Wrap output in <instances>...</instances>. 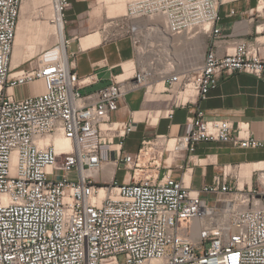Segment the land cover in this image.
<instances>
[{"label":"built area","instance_id":"obj_1","mask_svg":"<svg viewBox=\"0 0 264 264\" xmlns=\"http://www.w3.org/2000/svg\"><path fill=\"white\" fill-rule=\"evenodd\" d=\"M51 1L61 14L70 6ZM237 1L129 0L109 22L116 37L137 48L149 28L140 20L161 15L167 33L209 32L211 46L183 71L170 56L144 61L136 49L130 73L83 94L92 74L74 71L66 35L41 49L29 69L11 67L22 0H0V264H264V190L233 188L236 175L225 166L199 189L184 177L201 143L264 149L247 121L207 118L197 107L183 133L145 137L130 152L125 143L136 120L113 118L127 94L145 96L158 82V94L170 96L163 100L171 118L189 98L206 99L222 74L264 79V57L251 42L214 49L220 7ZM55 136L69 148H57ZM263 174L256 170L264 186Z\"/></svg>","mask_w":264,"mask_h":264},{"label":"crops","instance_id":"obj_2","mask_svg":"<svg viewBox=\"0 0 264 264\" xmlns=\"http://www.w3.org/2000/svg\"><path fill=\"white\" fill-rule=\"evenodd\" d=\"M231 9L234 13H230ZM220 15L221 20L218 25L221 38L214 43L217 54L231 49L237 42L247 41L257 46L259 54L264 57V3L256 0H239L222 5ZM160 21L157 19L153 28L149 24V27L151 26L149 33L156 27H161ZM95 32L71 38L74 42L72 47L74 71L80 78L92 74L90 83L80 85L83 94L104 88L112 80L125 77L131 71L122 72L124 64L130 65L137 55L136 46L128 37L111 39L101 37L100 41L83 46L82 40ZM175 35H172L171 45L169 41L170 49L167 54H171L170 57L176 64V71L197 67L202 62L206 49L211 46L212 35L209 32H183ZM149 47L144 45L140 48L142 50L138 51L140 58L147 61L152 59V50L150 51ZM162 54L157 59H162L164 53ZM139 91L127 94L119 109L113 113V118L116 120H124L130 116L136 120V130L129 135L128 140L126 139L127 151L137 150L139 144L136 146L137 143L129 141L133 134H136L139 140L145 138L147 134L145 129L148 127L152 129L153 135L183 133L185 125L193 118L197 107L204 111L207 118L227 119L233 123L247 121L252 135L260 139L264 138V79L256 78L251 74L243 72L222 74L218 86L210 91L206 99L189 98L188 104H180L174 108L171 118L164 115L171 102L159 98L152 102L145 100L143 90ZM194 156L198 159L192 167L190 184L193 187L209 183L215 174L221 172V164H244L246 171L255 163H264V151L260 149H243L216 142L199 144L192 159ZM262 168L264 169V166ZM181 173V170L173 169L175 177L179 178ZM246 181L250 182V178Z\"/></svg>","mask_w":264,"mask_h":264},{"label":"rangeland","instance_id":"obj_3","mask_svg":"<svg viewBox=\"0 0 264 264\" xmlns=\"http://www.w3.org/2000/svg\"><path fill=\"white\" fill-rule=\"evenodd\" d=\"M128 1L129 0H126L123 9L119 10V9H115L113 6L108 7V5H112V4H108L109 2L107 3L106 0H69L70 6L62 12L63 13L61 14L62 20L60 19L63 24L64 35H66L67 38L71 39L72 37L77 38L78 36H82L91 32H95V31L101 32L104 30L103 32H101L102 38L105 39L115 38L116 36L114 34L113 29L109 27V22L113 18L120 17L125 13ZM51 4H52L51 0H22L19 17H18V24H17L18 27L15 33V36H17L16 38L17 40L14 38L13 48H12V56H11L12 67H14L13 64L16 62L17 64L19 63L21 64L23 62L21 67L23 69H29L34 65L35 57L37 53H39L42 48L48 47L50 46V44H53L55 42L56 38L58 37V34L55 33L54 25H56V23L55 21H53V18L51 17V13H52ZM109 8H111L110 11ZM108 12L109 13L111 12L110 13L111 15ZM156 20L157 19L154 16L146 17V18H142L140 20V23L146 25L149 24L153 25ZM148 33L149 30H147L144 40L139 45H137L136 49L139 51L141 47H143L144 45H148L150 46L149 47L150 51L152 50V57L154 55L157 56L156 53L158 52L157 58H160L159 55L160 54L163 55L162 48L164 46V43L160 41H152ZM147 34L149 37L147 36ZM171 42H172V35H170V45ZM73 45L74 42L71 40L70 51H73L72 49ZM157 45L160 46L157 47ZM146 50H147V46H146ZM14 58L15 59L17 58L18 61L15 62ZM133 92H140V91L136 90ZM156 98L170 99V96L164 94L163 95L157 94ZM145 130L147 132L146 137L154 136L152 134V129H150V127H148ZM129 138L130 136L127 138V140ZM131 138L132 139H130L129 142H133L135 144L137 143L136 146H138L140 140L137 137V135L133 134ZM260 151H264V149H260ZM197 159L198 158L194 156L189 164V167L186 171V173L189 172V174H187L189 178L186 177V173L184 176L186 182H188L192 178L193 163L195 162L197 163ZM224 166L226 171H228L230 174L236 175V177L230 178L233 188L237 187L238 189H241L243 187L246 189L248 186L247 184L251 183L253 188H257L258 190H264V186L259 184L256 180V170H259L260 168L258 167L254 168L252 166L249 169L250 171L249 170L245 171L244 164L227 163V164H221V171L224 169ZM124 172L125 170L123 169H120L118 171L117 179L119 181L123 176ZM249 178H250V182H247L246 180ZM240 182H242V186H240ZM190 187L191 189L200 188L193 186Z\"/></svg>","mask_w":264,"mask_h":264},{"label":"bare ground","instance_id":"obj_4","mask_svg":"<svg viewBox=\"0 0 264 264\" xmlns=\"http://www.w3.org/2000/svg\"><path fill=\"white\" fill-rule=\"evenodd\" d=\"M125 1L126 0H106V2L108 3V4H112V5H108V7L110 6H113L115 9H123V7H124V3H125ZM50 2V1H49ZM48 8H49V6H48ZM51 8H52V13H51V17L53 18V21H55V23H56V25H54L55 26V33H57L58 34V37L59 38H63L64 37V31H63V24H62V17H61V13L58 11V9L57 8H53V6H52V4H51ZM110 9L111 8H109V11H110ZM118 12H120V11H118ZM118 12H116V13H118ZM109 13V12H108ZM111 13V12H110ZM109 13V14H110ZM115 14V13H114ZM113 14V15H114ZM120 14V13H119ZM111 15V14H110ZM154 17H156L157 19H159V20H161V22H160V25H161V27H156L155 28V30L154 31H152L151 33H148L149 34V36L152 38V41H160V42H163L164 43V46H163V48H162V52L164 53V57H165V55L169 52V41H170V35L171 34H169V33H167L165 30H164V28H163V24H164V17L163 16H161V15H157V16H154ZM61 19V20H60ZM52 20V19H51ZM152 25V24H151ZM154 25V24H153ZM153 25H152V28H153ZM18 27V26H17ZM151 27V26H150ZM148 28V30L150 31V29L151 28ZM148 34H147V36H148ZM148 36V37H149ZM101 33L100 32H95V33H93V34H91V35H89V36H87L86 38H84L83 40H82V45L83 46H87V45H90V44H93V43H96V42H98V41H100L101 40ZM17 38V36H15V39ZM17 40V39H16ZM140 51H142V50H140ZM158 51V50H157ZM157 54V53H156ZM156 56V55H155ZM158 56V55H157ZM156 56V57H157ZM167 56H171V54L169 55V54H167ZM163 57V58H164ZM139 58H140V54H139ZM162 58V59H163ZM15 59V58H14ZM140 59H142V60H144V61H147V59H144V58H140ZM15 62L16 61H18L17 60V58L14 60ZM16 64H17V62L16 63H14L13 65H14V67L16 66ZM12 67V66H11ZM130 67H131V64L130 65H128L127 63L126 64H124V70H125V72H128V70L130 69ZM160 84V85H159ZM159 85V88H157V86ZM162 88V84L160 83V82H158L157 84H156V86H152L151 88H150V90L146 93V96H145V100H148V101H151L152 102V100H155L156 99V96H157V94H158V91L160 90ZM193 92V90H192V87H191V85H189L188 87H187V89L185 90V97H186V95H190L191 93ZM181 98V97H180ZM158 115V114H157ZM53 142H54V144H55V146L57 147V148H59V149H68L69 148V143H68V141L66 140V139H64V138H62V137H60V136H55L54 137V139H53ZM254 167H258V168H262V166H264V163H262V162H260V163H255L254 165H253ZM246 171H248V169L246 170ZM104 172H105V174H106V176L107 177H109L110 175H111V169H110V167L109 166H105L104 167ZM187 174H189V172H187L186 173V177H188L189 178V176L187 175ZM263 176H264V174H263ZM187 178V179H188ZM240 186H242V182H240ZM200 222H202V221H200ZM198 223H199V221H198Z\"/></svg>","mask_w":264,"mask_h":264}]
</instances>
